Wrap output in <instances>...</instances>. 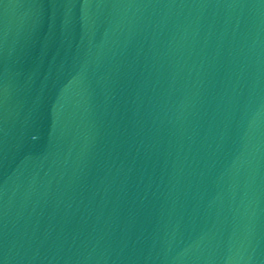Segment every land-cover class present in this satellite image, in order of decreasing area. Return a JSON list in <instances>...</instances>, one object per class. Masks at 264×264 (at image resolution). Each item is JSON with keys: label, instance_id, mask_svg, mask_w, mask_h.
<instances>
[{"label": "water", "instance_id": "water-1", "mask_svg": "<svg viewBox=\"0 0 264 264\" xmlns=\"http://www.w3.org/2000/svg\"><path fill=\"white\" fill-rule=\"evenodd\" d=\"M0 264H264V0H0Z\"/></svg>", "mask_w": 264, "mask_h": 264}]
</instances>
